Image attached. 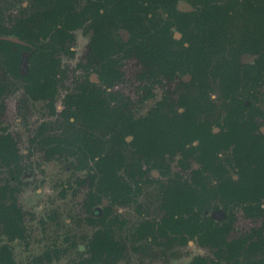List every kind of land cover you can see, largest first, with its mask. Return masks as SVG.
Instances as JSON below:
<instances>
[{
    "label": "rangeland",
    "instance_id": "rangeland-1",
    "mask_svg": "<svg viewBox=\"0 0 264 264\" xmlns=\"http://www.w3.org/2000/svg\"><path fill=\"white\" fill-rule=\"evenodd\" d=\"M66 4L82 19L58 16L57 33L40 43L28 32L27 67L22 66L31 80L53 78V95L24 96L25 83L7 69L4 73L0 137L14 138L21 161L17 166L0 157V203L17 205L22 230L6 229L0 220V264H191L198 257L210 264H264V196L253 204L262 206L259 215L252 216L225 201L219 189L224 179L238 176L234 154L220 156L214 166L219 172L206 174L203 192L193 175L201 163L169 153L148 155L135 142L142 130L162 131L164 115L192 123L194 108L202 113L198 120L205 134L214 136L226 106L220 100L201 108L194 92L213 87V98L220 97L215 78L225 64L221 55L171 79L149 80L142 59L123 46L130 29L150 26L140 12L120 19L86 10L84 0H0V23L8 29L25 21L27 27L29 20L61 14ZM71 21L76 24L67 26ZM234 27L228 25L220 40ZM214 37L212 50H217ZM108 48L114 52L109 58ZM4 59L0 54V65ZM52 139L60 140L57 150L45 143ZM111 159L119 167L113 181L119 191H106L97 174ZM20 168L25 178H18ZM225 207L234 218L232 233L213 246L207 233L228 216L212 214ZM238 242L244 245H235L231 255L227 245Z\"/></svg>",
    "mask_w": 264,
    "mask_h": 264
},
{
    "label": "trees",
    "instance_id": "trees-1",
    "mask_svg": "<svg viewBox=\"0 0 264 264\" xmlns=\"http://www.w3.org/2000/svg\"><path fill=\"white\" fill-rule=\"evenodd\" d=\"M182 1L143 0L146 10H163L166 16L159 20H155L156 18L147 19L151 22L150 26H141L137 30L130 29V41L126 45L133 46L134 52L144 62L145 75L149 80L188 73L192 64L194 67L200 68L205 60H210V57L219 55L225 64L222 65V68L219 67L220 72H218L221 75H226L225 83L229 84L226 88L230 90L234 85L238 86L239 84V59L244 53L257 54L259 56L257 61L264 69V48L258 47L261 43L264 44V0H187L186 5L191 10L186 12L178 9V5ZM238 18L243 22L242 25L238 22ZM232 23L235 27L231 30L230 37L228 38L226 35V41H221L223 34L229 30L228 25ZM174 29L181 34L180 39L175 38ZM221 32L222 35H220ZM213 35L215 36V44L220 43L216 46L217 50H212L211 37ZM174 45L178 47L176 51ZM229 45L231 47L228 49ZM23 48L17 43L0 39V53H5L7 58L14 63L20 62ZM216 74L218 73L216 72ZM34 86L38 96H45L47 91L50 88L52 90V87L55 86V82L52 78L39 79L33 84ZM203 95H206L203 87H198L197 91L194 92L196 99L204 97ZM77 110V113L81 112L80 108ZM73 116L77 117V114ZM186 123L178 127L174 118L166 117L165 130L161 132L140 131L141 136L135 141L137 144L140 143L138 149L140 151L144 149L145 153L163 148L174 152L176 148L180 147L186 157L197 156V161L202 164V168L194 170L193 174L194 177L198 178L197 183L204 192L206 185L203 183V179L206 174L219 172V169H215L213 166L217 157L216 152L228 149L232 143H235L233 150L240 177L236 180L233 177L224 179L219 185V189L225 201L237 202V204L242 202L245 211L255 216L256 212L262 210V207L259 205L256 208L253 204L264 196V150L254 146L248 149L242 148L238 135L235 134L234 138L228 136V125L223 130L227 131L223 132V136L218 137L214 143H208L204 140L206 137L202 135L203 133L198 126H193L195 129H191L188 126L192 127V125ZM170 125L172 128H169ZM229 129L232 127L229 126ZM194 136L197 139L200 138V144L197 147L193 146L192 137ZM51 141L44 142L54 150L60 148V140L52 139ZM56 142L59 144H55ZM189 144L190 147L186 148ZM244 151L245 165L242 154ZM257 151H261L262 156H259ZM0 155L8 162L13 159V164L18 166V153L15 151L11 139L8 138L0 145ZM115 166L114 159H111L105 167L99 166L97 174L101 175V182L107 188L111 187V174L114 172ZM18 173V178H25L27 175L25 171H22V168ZM245 203L248 206L244 205ZM218 212V214H222L221 210ZM20 217L21 210L15 203L13 205L0 203V220L4 221L6 229L19 231L18 221ZM229 218L230 222L227 226H214L209 229L207 236L211 245L218 246L222 242L224 243L225 236L232 229L231 221L234 218L232 215H229ZM235 245L243 246L244 244L243 242L228 244V251L231 255L237 248ZM191 264L210 263L205 258L198 257Z\"/></svg>",
    "mask_w": 264,
    "mask_h": 264
},
{
    "label": "flooded vegetation",
    "instance_id": "flooded-vegetation-1",
    "mask_svg": "<svg viewBox=\"0 0 264 264\" xmlns=\"http://www.w3.org/2000/svg\"><path fill=\"white\" fill-rule=\"evenodd\" d=\"M65 6L66 7H65L64 12H62L63 11L62 9L59 10L60 12H62L61 14L52 15L53 12H51L49 14V17H46L45 19H36V21L29 20V23L27 22V25H28L27 27L24 26V24H26L25 21L20 22L17 25H12V26L6 25L9 27L8 29L2 23H0V39L4 40V41H11V42L17 43V44L24 47L23 50H21L22 48L20 49L22 51V54H21L22 56H21V60H20V62H18V64H17V62L14 63L10 59H8L7 55L5 53H0L2 55V57L5 58L3 63H1V65H0V69L5 70L0 75V96L3 95V93L5 91V87H6L5 84L2 83L3 80L7 79L6 75L4 74L6 72V69H7V71L14 74L12 76H15V79H17L18 81H21V82L23 81L25 83V84H23L24 96H28V97L34 96V97L44 98V97H47L49 95L48 93H52V95H53L54 89L56 87V83H55V86L52 87V90L50 88L51 91L50 90L47 91V94L45 96H41V95L38 96L37 92L35 91L36 88H35V86L33 87V84H35L37 82V80H39V79L45 80L47 77L44 79L43 78H36V79L31 80L30 78H28L29 73H26V71H23L22 66L24 64L27 67V58H28L27 56L28 55H27L26 51L30 48V45H29L30 42L29 41L31 40L28 37V32H30V33L35 32V35H37L35 38V40H36L35 43H40L44 39H47L51 33H57L56 31H58L59 26H57L55 28L54 24L56 23L55 19L58 16L63 17V18L68 17V19H71V20L82 19V14L77 15V17H78L77 19H75L73 17V14L77 13V9L75 7H71L68 4H66ZM186 6L187 5L181 3L178 5V9L180 11H184V12L189 11ZM84 7L86 10H88L89 8H92L93 13H95L96 15H99V16L100 15H106V16L118 15L120 17V19H125V18L129 19V17H128L129 14L137 16V15H139V14H137L139 12L146 19H155V18H159L162 16L163 17L166 16L163 10H153V9H152V11H148V9L146 10L145 2H143V0H84ZM190 10H191V8H190ZM80 11L82 12V9ZM153 11L155 13H153ZM64 13H66V14H64ZM143 17H142V19H143ZM63 23H65V21H63ZM72 24H76V22L71 21L70 23L67 24V26L72 25ZM142 26H145V25H142ZM140 27L141 26L136 27V28L139 29ZM111 28H112V26L110 27V29ZM176 34L177 33H175V35H174L175 38H176ZM104 37H105V35H104ZM180 38H181V35H180V37H177L176 39H180ZM107 40H108L107 37H105V40H104L106 42L105 47H104L105 51L107 50V46H108ZM129 41H130V37H129ZM125 42H124L123 46L127 50V53L133 52L134 55H137L134 52V49L130 48L132 46L131 45L127 46L126 44L128 42H126V43ZM35 43H33V44H35ZM113 45H114V47H117L116 43H113ZM113 45L110 44L109 47L113 48ZM258 47L264 48V44L261 43L260 45H258ZM110 48H108L109 52L104 53L105 56H107V57L110 55V53L111 54L114 53L113 51L109 50ZM258 57L259 56L257 54H253V53H244L243 56L240 57V59H239L240 70H238V73H239V77H238L239 78V84H238V86L234 85L231 88V90L226 88L229 86V84L225 83V80H226L225 76L226 75L220 74V76H218L216 78L214 77L215 80H217L216 82L220 83V85H219L221 88L220 97H218L216 95V98H213V95H214L213 87L212 88L209 87V89L207 91L205 90L206 95L205 96L203 95L204 97H201L199 99L195 98L197 105L201 108L204 106V107H207L208 109H210L212 107V105L216 103V101H220V100H221V103H223V105L226 106L225 107L226 109H222V111L225 112L224 115L223 114H222V116L220 115L218 123L216 124L218 130L214 134V136H212V137H208L205 134L204 125L201 124L198 120L202 113H201V111H199V109L196 110V108H194V111H195V114L193 117L194 120L192 121V123L188 124V125H192V127L191 126H188V127L191 129L192 128L195 129L193 126H195V127L198 126L201 129V132L203 133L202 135L206 137L204 139L206 142H208V143L213 142L214 143L218 137H220L221 135L223 136V132H227V131H223V130L225 127L227 128V125H228V131H229L227 133L228 136L234 138L235 134L238 135V138H239L240 143H241L240 145L242 146V148L248 149L249 147L254 146V147H260L261 149L264 150V69L260 65V62L257 61ZM108 58H107V60H108ZM248 59L252 60V61L248 62L247 61ZM171 77L172 76H169L166 78L171 79ZM52 80H54V79L52 78ZM216 108H219V107L217 106ZM216 108H214V109H216ZM165 118H166V115L163 116V121H164V129L163 130H165ZM174 119H175V124H177L178 127H180L181 125H183L187 121L186 120L184 122V120H183L181 122V120L179 119V116H177ZM229 121H230V123H229ZM229 126H231L232 129H229ZM169 128H172V126L170 125ZM153 132H155V131H153ZM8 138L13 141V146L15 148V151H17V153H18V160L20 163L21 155L18 151L16 141L14 140V138L12 136H10L9 134L2 135L0 137V145H2ZM192 141H193L194 147H197L200 144V138L197 139L196 136L192 137ZM55 144H57V142ZM61 145H62V143H61ZM188 147H190V144L186 148H188ZM234 147H235V143H232L228 149H222L221 151L218 150L215 154L217 157L214 160L213 166L217 165L216 162L223 153L230 151L231 154H234V150H233ZM152 153L158 154V155L160 154V156H163L164 153L165 154L169 153L171 155L175 154V155L182 156L186 161L188 160L191 162L193 161V162L198 163L197 156L186 157L185 154L181 151L180 147L176 148L174 150V152H172L170 150H165V148H163L161 150L156 149V150H153V152H147L145 154L151 155ZM257 153H259V156H262L261 151H257ZM242 154L244 155V157H243V162H244L245 161V151ZM0 157H1V155H0ZM1 159L6 163H13V159L10 162L5 161L2 157H1ZM235 161H236V158H235ZM185 164H187V162ZM244 165H245V162H244ZM117 167L118 166L116 163L115 170L111 174V176H112L111 187L107 188L103 184V187L105 188L106 191H108L110 189H113L114 191L118 190L115 186V183L113 184L115 177L118 175V172H116ZM118 169H119V167H118ZM195 170H198V169H195ZM18 176H19V174H18ZM239 177L240 176L238 175L236 178H233V179L236 180V179H239ZM101 178L102 177H100V181L102 180ZM100 184H101V182H100ZM119 189H120V192H122V190H124V185H122V187H119ZM230 203H232V202H230ZM232 204L233 205H239V206L243 207L242 202L240 204H237V202H233ZM244 205L248 206V204H246V203ZM225 208H226V210L222 209L221 215L218 214L219 213L218 211L214 212L212 214L213 218H218V217H220L221 219L227 218L228 207H225ZM243 209H244V207H243ZM244 211H245V209H244ZM259 212L260 211L256 212L255 216L259 215ZM229 222H230V218L228 216V218L225 221H223L222 226H225V225L227 226V224ZM232 222H233V220L231 221V223ZM216 226H219V225H216ZM21 230L22 229H20L19 231H21ZM231 230L229 231L228 234L232 233ZM226 236H225V238H226Z\"/></svg>",
    "mask_w": 264,
    "mask_h": 264
}]
</instances>
